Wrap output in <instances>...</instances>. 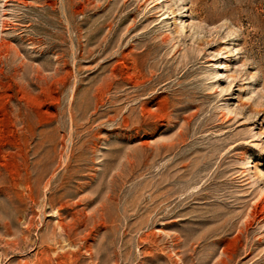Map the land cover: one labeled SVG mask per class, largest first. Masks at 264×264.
<instances>
[{
	"label": "rangeland",
	"instance_id": "obj_1",
	"mask_svg": "<svg viewBox=\"0 0 264 264\" xmlns=\"http://www.w3.org/2000/svg\"><path fill=\"white\" fill-rule=\"evenodd\" d=\"M0 95V264H264V0H0Z\"/></svg>",
	"mask_w": 264,
	"mask_h": 264
},
{
	"label": "bare ground",
	"instance_id": "obj_2",
	"mask_svg": "<svg viewBox=\"0 0 264 264\" xmlns=\"http://www.w3.org/2000/svg\"><path fill=\"white\" fill-rule=\"evenodd\" d=\"M10 87V86H9ZM5 91V90H4ZM2 93V92H1ZM20 93V92H19ZM24 96V95H23ZM11 96H6V95H0V121H4V119H9L10 118V114L9 112L12 111L10 110V105H9V101L8 99L10 98ZM33 97V96H32ZM31 97V98H32ZM22 98V97H21ZM24 98V97H23ZM22 98V99H23ZM27 98V97H26ZM31 100L32 102V99H29ZM37 100V99H36ZM30 102V101H29ZM30 102V103H31ZM33 105V104H32ZM35 105V104H34ZM29 107V106H28ZM18 110V109H17ZM20 112V111H19ZM18 112V113H19ZM18 115V114H17ZM29 118V117H28ZM23 119V118H22ZM26 120V119H25ZM2 121V122H3ZM4 123V122H3Z\"/></svg>",
	"mask_w": 264,
	"mask_h": 264
}]
</instances>
